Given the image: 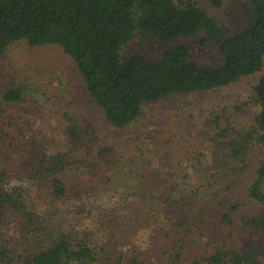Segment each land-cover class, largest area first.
<instances>
[{
	"label": "trees",
	"instance_id": "16d2710c",
	"mask_svg": "<svg viewBox=\"0 0 264 264\" xmlns=\"http://www.w3.org/2000/svg\"><path fill=\"white\" fill-rule=\"evenodd\" d=\"M247 2L251 21L226 34L196 0H0V54L21 40L31 46H61L75 62L107 123L123 128L137 120L144 103L177 93L210 91L262 70L264 0ZM136 31L170 46L157 61L138 53L123 56L124 44ZM202 31L203 43L217 44L223 57L221 65L198 64L186 44L175 43ZM253 90L259 106L253 130L258 140H263L264 74ZM24 98L21 86L0 92V149L13 145L21 150L30 148L29 140L22 142L13 124H5L3 114L4 105L20 103ZM79 128L77 121L66 128L74 141L84 140ZM227 132L225 129L218 135L221 138ZM250 136L229 140L213 163L245 161ZM65 161L63 153L44 155L26 174L45 183L50 201L60 203L57 208L40 202L41 191L32 194L22 185L5 187L9 172L0 169V264H131L125 262L123 251L111 248L114 243L108 238L97 242L90 232L78 235L77 227L63 228L66 215L74 218L83 211L82 205L79 211L62 212L71 190L65 181ZM241 172L220 166L198 170L194 183L178 187L170 183L159 196L150 194L147 200L142 199V229L149 232L150 242L155 237L168 240L166 245L175 252L191 250L190 237L196 241L193 247L198 253L184 256L177 252L171 264H264V160L250 171L245 186L239 184ZM124 206L126 210L130 204ZM12 215L25 231L20 238L5 234L8 222L4 219ZM249 233L255 235V246L236 238ZM146 258L142 250V262L137 258L132 261L151 264L145 263Z\"/></svg>",
	"mask_w": 264,
	"mask_h": 264
},
{
	"label": "rangeland",
	"instance_id": "374dc122",
	"mask_svg": "<svg viewBox=\"0 0 264 264\" xmlns=\"http://www.w3.org/2000/svg\"><path fill=\"white\" fill-rule=\"evenodd\" d=\"M196 1L226 34L242 29L251 21L252 10L247 0H218V4L212 0ZM204 38L202 31L181 37L175 43L186 44L198 64L221 65L223 57L217 44L203 43ZM169 46L136 31L124 44L122 55L138 53L157 61ZM263 74L264 63L261 71L237 82L144 103L137 120L118 128L107 123L103 111L90 97L75 62L61 46H31L24 40L11 44L0 54V92L21 86L25 98L20 103L4 105V122L13 124L22 142L29 140L30 148L21 150L13 145L0 149V169L9 172L5 187L22 185L30 188L32 194L41 191L40 202L46 201L57 208L60 203L50 201L45 183L29 179L26 174L44 155L63 153L68 173L65 181L71 190L64 206L61 205L62 212L79 211L83 205V211L74 218L69 215L63 218L64 229L77 227L78 235L90 232L97 242L108 238L114 243L113 250L116 246L125 253L126 263L134 264V258L142 262V250L147 254L145 263L151 264H171L170 259L177 257V252L193 256L198 249L193 247L196 241L191 237L189 251L174 252L166 245L168 240L160 241L157 237L154 242L149 241V232L142 229L139 210L142 199L147 200L150 194L157 196L170 183L177 187L192 184L198 170L219 166L242 171L241 186L249 182L250 171L264 160V139L258 140L253 130L254 117L259 111L253 87ZM74 121L83 132V141L72 140L66 132ZM225 129L228 132L224 135L230 137L220 138L218 134ZM246 134L252 138L245 161L234 165L213 163L229 140H242ZM164 180L169 181L163 184ZM124 203L130 204L126 210ZM16 220L14 215L4 219V223L8 222L5 234L20 238L25 231ZM119 230L125 233H118ZM252 237L255 238L254 233L236 236L241 243L255 246Z\"/></svg>",
	"mask_w": 264,
	"mask_h": 264
}]
</instances>
